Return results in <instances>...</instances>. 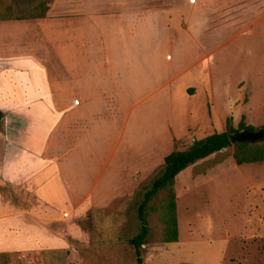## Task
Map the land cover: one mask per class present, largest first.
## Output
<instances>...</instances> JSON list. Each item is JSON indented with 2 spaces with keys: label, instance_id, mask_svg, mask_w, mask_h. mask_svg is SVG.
<instances>
[{
  "label": "rangeland",
  "instance_id": "374dc122",
  "mask_svg": "<svg viewBox=\"0 0 264 264\" xmlns=\"http://www.w3.org/2000/svg\"><path fill=\"white\" fill-rule=\"evenodd\" d=\"M43 2L0 0V18L34 13ZM48 7L44 19L0 26V43L18 54L32 50L52 83L81 79L92 95L76 97L87 115L69 112L47 154L77 160L65 177L83 194L65 222L51 225L63 246L17 251L0 264H137L129 241L139 232L138 206L165 157L224 132L229 118L235 128L243 117L264 127V0H53ZM50 16L63 19L50 30L38 26ZM25 69L10 72L21 94L26 80L42 79L37 64ZM233 152L176 178V243L164 242L168 191L159 194L144 264H264V164L238 166Z\"/></svg>",
  "mask_w": 264,
  "mask_h": 264
},
{
  "label": "crops",
  "instance_id": "0c3cea01",
  "mask_svg": "<svg viewBox=\"0 0 264 264\" xmlns=\"http://www.w3.org/2000/svg\"><path fill=\"white\" fill-rule=\"evenodd\" d=\"M50 18L38 26L50 30V23L53 26L63 19ZM24 23L26 26L29 22L0 21V26H8L6 30H9L13 24ZM18 50L8 43H0V111L5 114L0 122V258L17 251L43 254L50 244L55 248L63 246L62 239L51 233V225L60 220L65 222L76 198L83 194L79 182L65 177V166L76 164L77 160L61 162L47 156L61 139V128L68 113L83 112L73 105L78 104L76 97L87 94L82 81L72 80L71 84L59 81L60 85H55L46 77V67L32 50L23 51L24 54H18ZM29 63L37 64L42 79L31 83L26 80V84L22 81L25 94H21L13 90L10 72H24ZM70 88L74 95H67L70 98L65 99ZM89 97L93 99L92 95ZM87 113L84 111L83 115ZM51 215L55 222L51 223ZM21 240L27 243H18Z\"/></svg>",
  "mask_w": 264,
  "mask_h": 264
},
{
  "label": "trees",
  "instance_id": "16d2710c",
  "mask_svg": "<svg viewBox=\"0 0 264 264\" xmlns=\"http://www.w3.org/2000/svg\"><path fill=\"white\" fill-rule=\"evenodd\" d=\"M53 0H45L39 6V10L28 15H2L0 20L13 19L37 20L44 19L49 10L48 4ZM5 114L0 111V122ZM261 128L247 125L245 117L242 118L235 128L232 118L227 119L226 130L221 133H214L203 139L195 140L192 145L183 151H173L165 157L164 168L161 174L154 180L151 187L144 194L143 200L138 206V220L140 223L139 232L130 239L129 244L133 247L137 264H144L142 247L147 243L151 234L149 216L155 209L153 203L160 193L168 191L167 198L161 207V220L164 224L163 238L166 243H176L179 240V229L177 219V196L175 190L176 178L186 169L209 158L212 155L222 152L229 147H234L233 158L238 166L244 164H264V142L257 144H236L232 145L230 135L239 131L256 132Z\"/></svg>",
  "mask_w": 264,
  "mask_h": 264
},
{
  "label": "water",
  "instance_id": "95a60500",
  "mask_svg": "<svg viewBox=\"0 0 264 264\" xmlns=\"http://www.w3.org/2000/svg\"><path fill=\"white\" fill-rule=\"evenodd\" d=\"M232 145L236 144H257L264 142V128L256 132L239 131L230 135ZM224 151V150H222Z\"/></svg>",
  "mask_w": 264,
  "mask_h": 264
}]
</instances>
